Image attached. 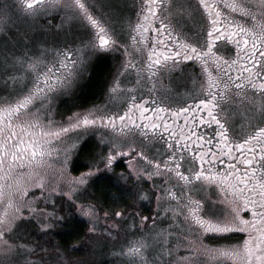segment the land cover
<instances>
[{
    "label": "snow or ice",
    "instance_id": "snow-or-ice-1",
    "mask_svg": "<svg viewBox=\"0 0 264 264\" xmlns=\"http://www.w3.org/2000/svg\"><path fill=\"white\" fill-rule=\"evenodd\" d=\"M14 6L26 20H35L48 10H66L65 20L75 22L83 38L78 47L41 44L35 51L14 52L0 61V264H47L39 255L46 250L47 242L23 239L20 227L22 220L30 218L43 234L41 239L51 235L65 221L63 207H57L54 195L67 196L69 207L88 222L87 231L69 244V250L87 244L83 253L87 259L79 264H97L91 242L101 219L132 217L131 227H135V216L141 224L149 219L136 210L137 200L149 199V192L138 183L144 179L153 181L151 194L157 201V215L170 211L173 220L183 217L187 234L176 235L174 247L191 250L181 258L184 264H264V0H196L195 6L191 0H133L136 19L126 18L128 40L123 42L112 27L107 0H16ZM197 13L201 31L206 34L203 41L181 40L182 33L176 34L173 18H192ZM10 22L5 6L0 10V33L8 30ZM150 31L156 33V39L149 46L145 34ZM232 46L234 59L221 55L222 50L231 53ZM121 49L126 59L109 88V98L122 97L126 107L112 111L94 105L56 121L57 100L70 95L79 79L90 72L91 56ZM181 60L200 67L197 94L191 96L195 109L182 106L174 111L152 100L156 106L152 115H146L148 101L141 98L137 102L136 95L122 89L120 77L128 69L136 70L139 83L140 79L153 80L170 72ZM145 72L146 77L141 75ZM234 106L242 107L240 114L246 119L242 131L229 124L236 115ZM193 111L202 113L198 120L193 118L194 126L216 125L218 151L210 147L205 150L204 144L213 141L191 129L177 133L174 122L161 115L169 112L178 118L183 113L187 128L188 114ZM99 129H110L100 137L104 148L91 156L86 172L70 176L71 156L90 131ZM137 136L162 140L167 151L157 149L150 157L143 145L137 150ZM54 142L58 145L55 149ZM53 151L59 168L49 175ZM186 151L194 154L199 167L186 159ZM123 156H129V171L121 172L118 179L130 185L125 191L132 202L102 210L97 203L83 200L78 193L87 189L93 177L114 172V164ZM137 157L143 166H139L140 161L131 162ZM224 157L228 158L227 168H217L216 164L225 162ZM154 177H160L162 184L157 185ZM31 188L40 191L30 194ZM213 189L223 193L219 201L223 207L208 206L203 198H195L194 194ZM41 198L44 208L36 204ZM245 211L247 216L242 215ZM233 232L246 236L235 244L204 243L208 238L228 240ZM185 240L189 242L185 244ZM170 243L164 230L150 232L114 255L120 258V264H173L165 259L173 254ZM51 246L66 256L59 243Z\"/></svg>",
    "mask_w": 264,
    "mask_h": 264
},
{
    "label": "rangeland",
    "instance_id": "rangeland-1",
    "mask_svg": "<svg viewBox=\"0 0 264 264\" xmlns=\"http://www.w3.org/2000/svg\"><path fill=\"white\" fill-rule=\"evenodd\" d=\"M129 3L130 0H107V11L118 21L121 17L120 15L127 11ZM15 4L16 0H0V10L7 6L9 15L11 16V22L8 25V30L0 33V61H2L5 56L14 52L19 53L29 49L35 51L41 46V44L52 48L61 47L66 38H76L78 32L81 31L80 29L77 30L78 26L75 22H67L65 20L67 15L66 10H48L45 13H41L37 18H35V20H26L18 12L14 6ZM192 4H194V2ZM121 64L122 63H116L115 72H113V74L109 77L106 88L100 96V101H97V103L95 102L96 104L79 108L75 103L76 95H79L81 92L82 86L88 80V75H90L95 66V63H89L90 72L85 73L83 77L79 79L73 92L68 96H62L57 100L54 113L55 120H64L71 112L89 109L94 105H104L108 109L119 110V108L123 105L122 97L117 96L114 100L110 99L109 88L119 71L118 65ZM68 135L74 136V133H69ZM101 135H104V133H101L98 130L90 131L84 137V140L81 142L82 146L78 148L70 158V163L68 165V173L70 176H79L81 172H86L88 170L86 166L90 163L91 156L95 152L104 148V145L100 144ZM136 145L137 150H140V146L142 144ZM57 147L58 145L54 142L53 148L55 149ZM157 149L167 151L165 147L143 144V150L149 154L150 157L156 153ZM77 156H79V160L76 159ZM56 160L57 156L55 151H53L51 157L53 168L49 171V175L59 168ZM74 160H76L78 165H84L85 169L74 172L71 167ZM137 161H140L139 166H143L144 162L141 161L139 157H137L136 161L131 162L135 164ZM128 165L129 156L118 157L117 162L114 164V172H102L98 177H93V179L89 182L87 189L78 194L85 201L97 203L102 210H110L118 206H123L125 202L131 203V197H129L125 191L130 187V185L126 181L118 179L121 172L129 171ZM33 179L36 178L33 177ZM153 180L157 185L162 184L160 177H154ZM60 182L63 184V180ZM138 183L145 191L149 192V199L137 200L136 210L140 215L149 217V219L141 224L139 216H135V227L130 226L132 224V217L124 220L120 218H112L107 221L101 219L97 225L98 234L91 242L92 252L94 253L93 258L97 264H120V258L114 255V253L119 252L122 246H126L129 242L137 239L142 234L148 235L150 232H160L161 230H164L165 236L171 242L168 246L173 248L172 256H166V260H171L173 264H175V262L181 261L182 257L188 256V253L191 251L185 247H179L178 249L174 247V237L181 233L187 234L186 226L182 223L183 217L180 216L173 220V214L170 211L163 215H157V201L155 196L151 194V191L153 190V181L144 179ZM173 183H175V181H173ZM39 191L40 190L38 188H31L30 194L32 192L39 193ZM64 191H67V188H65ZM200 193H202V198L208 206L215 204L217 208L223 207V205H219V203H215L211 198L207 197L206 192ZM195 198L201 199L200 197ZM53 199L56 200L58 208L60 206L63 207L62 214L65 215V221L53 229L51 235L45 236L41 239L43 234L38 230L35 220L30 218L24 219L21 221L20 235L25 240L36 239L40 240L41 244H45L47 242L46 250L39 253L47 264H79L80 261L87 259L83 253L89 245L85 244L82 248L69 250L70 243L65 246L61 245L60 242L67 243L71 238V243L78 241L79 238L87 231V219L76 212L75 208L69 207L71 202L68 200L67 196L54 195ZM172 203L174 204L175 202L173 201ZM36 204L40 208H44L46 206L43 198L37 200ZM49 210H51L50 206ZM81 223L82 225H80ZM114 224L119 226L113 227ZM169 233L172 235L168 236ZM76 235L77 237H75ZM229 237L230 238L228 240L208 238L204 239V243L218 246L225 243L235 244L242 242L243 240V238L236 232L229 234ZM53 242L61 245V248L66 252V256H62L55 247L51 246ZM188 242L189 241L187 240L184 241L185 244ZM189 259H195V257H189ZM200 259L206 260L207 258L200 257ZM181 264H184V262L181 261ZM228 264H232V262L229 261Z\"/></svg>",
    "mask_w": 264,
    "mask_h": 264
},
{
    "label": "flooded vegetation",
    "instance_id": "flooded-vegetation-1",
    "mask_svg": "<svg viewBox=\"0 0 264 264\" xmlns=\"http://www.w3.org/2000/svg\"><path fill=\"white\" fill-rule=\"evenodd\" d=\"M136 3L139 2V0H135ZM194 2V6L196 4V0H192V3ZM133 0H130V3L128 5L127 11L123 12L120 16V19L117 21L115 17L110 16L112 27L115 29L116 34L120 36L122 42L128 40L127 32L128 29L126 27L125 20L127 17L131 16L133 21H135V10L132 7ZM200 15L197 13L194 17L189 18L187 16H184L181 18L179 15L175 16L173 18V25L176 28V34L182 33L180 36L181 40H186L190 43H196L197 41L202 42L205 33L201 31V19ZM199 19V20H197ZM182 25V27H181ZM158 26V22H157ZM79 27L77 28V30ZM77 32V31H76ZM149 38V46L152 42L156 39V33L155 32H148L145 34ZM71 36V35H70ZM83 38V32L79 31L76 38L68 37L64 40L61 47L67 45H73L78 47L79 46V40ZM165 43H167V37L164 38ZM130 43V41H129ZM161 47V51H163V46ZM233 51L231 53L221 51V55H224L225 58H228L231 56L233 59L235 58V49L234 46H232ZM131 51V49H130ZM146 58V57H145ZM126 57L124 56L123 50L119 51H108V52H99L96 54H93L89 60V63H95L94 68L97 72V78L96 83L94 85V92L96 95L98 94L97 99H95V102L100 101V96L102 95L103 91L106 88L107 82L109 80V77L113 72H115L116 63H122ZM140 63V60L137 61ZM121 65H118V68H120ZM95 71V70H94ZM200 67L199 64H194L193 61H183L181 60L178 67L172 69L170 72H165L162 75H158L156 79L148 80V79H140V82L137 83V74L135 69H128L127 72L124 73L123 76L120 77L122 89L126 94L129 95H136L137 102L141 98H144L148 101V103L145 105L149 108V112L146 113V115H152L151 110L156 106V104H162L164 107H170L174 111L178 110L179 107L182 106H191L193 109H195L196 105L192 103L191 96L196 95V89L199 87L200 82ZM91 75V73H90ZM88 75V78L90 77ZM142 76L147 75V73H142ZM134 89V92L130 91ZM152 89V91H150ZM152 100L156 101V104L152 103ZM93 102L92 104H96ZM123 103V102H122ZM91 105V104H90ZM126 107V105H122L119 108V111H122L123 108ZM236 109V115L232 117L231 120H229L230 125H234L236 127V131H242L246 124V119L244 116H242L240 113L242 111V107L234 106ZM112 111H117L115 109H109ZM202 113L193 111L192 113L188 114V127L185 128V114H181L178 118H174L171 113L165 112L161 115L173 123V127L175 128V131L179 133L181 129H183L185 132H189V129L191 131L196 132L198 135H204L205 139H211L213 142L211 144L205 143L204 149L211 148L213 151H218L216 147L215 141L219 139V137H216L214 135V131L216 129L215 124H208V125H201L196 124L195 126L192 124L193 118L199 119ZM206 118V113H204ZM101 133H110V129H99ZM159 135V134H158ZM167 139V135L165 134V140ZM196 137H192V140L195 141ZM183 143V141H181ZM136 144H147V145H155L159 147H165V142L159 139L156 140H144L142 137L137 136L136 138ZM166 148V147H165ZM227 151V150H225ZM185 157L189 161L194 162L195 167H199V161L195 159L194 154H191L189 152L184 153ZM238 156V154H237ZM224 163L223 164H216L217 168H227L228 166V158L224 157ZM207 167V165H205ZM241 168H243V165H240ZM206 192V196L211 198L212 201L215 203H219L221 197L223 196V193H220L218 190H210V191H204ZM195 197L202 198V193L194 194ZM219 205H221L219 203ZM242 215L247 216V211L243 212ZM239 236L244 238L246 236L245 233L236 232Z\"/></svg>",
    "mask_w": 264,
    "mask_h": 264
},
{
    "label": "trees",
    "instance_id": "trees-1",
    "mask_svg": "<svg viewBox=\"0 0 264 264\" xmlns=\"http://www.w3.org/2000/svg\"><path fill=\"white\" fill-rule=\"evenodd\" d=\"M95 70V71H94ZM96 78H97V72L96 69L93 68V70L91 71V75L88 78V80L84 83V85L81 88V92L79 93V95H76V99H75V103L77 104V107L79 108H83L87 105L92 104L93 102H95V99H97L98 94L96 95V93L94 92V85L96 83ZM77 160H79V156H77L76 158ZM72 170L74 172H78L79 170H83L85 169V166H80L78 165V163L76 162V160H74L73 164H72ZM82 225V223L80 224ZM77 235H81V234H77ZM77 235L75 237H77ZM72 239V238H71ZM71 239L67 242V243H63L60 242L61 245H68L69 243H71ZM58 241V240H57Z\"/></svg>",
    "mask_w": 264,
    "mask_h": 264
}]
</instances>
